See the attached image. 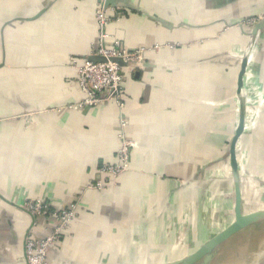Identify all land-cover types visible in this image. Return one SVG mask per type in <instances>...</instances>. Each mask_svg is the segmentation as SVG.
Segmentation results:
<instances>
[{
	"label": "crops",
	"instance_id": "1",
	"mask_svg": "<svg viewBox=\"0 0 264 264\" xmlns=\"http://www.w3.org/2000/svg\"><path fill=\"white\" fill-rule=\"evenodd\" d=\"M120 3L128 8L112 15L107 34L147 50L148 69L128 70L123 91L125 132L137 148L127 173L81 196L71 232L52 246L48 264H175L235 219L234 181L225 172L239 57L251 39L242 23L264 13V0ZM96 5L0 0V264H25L31 217L19 207L24 199L66 207L103 179L101 164L117 160L118 108L75 106L84 94L72 66L97 46ZM261 46L249 62L256 60L264 84V37ZM240 146V173L264 186V109L256 121L248 116ZM254 183L241 176L243 215L264 211L251 208ZM210 264H264V220L218 247Z\"/></svg>",
	"mask_w": 264,
	"mask_h": 264
},
{
	"label": "built area",
	"instance_id": "2",
	"mask_svg": "<svg viewBox=\"0 0 264 264\" xmlns=\"http://www.w3.org/2000/svg\"><path fill=\"white\" fill-rule=\"evenodd\" d=\"M95 18L97 20L98 27V42L93 53H97L106 58L119 57L122 58L129 65L127 68H120L116 63H90L84 62L81 65H73L72 68L75 72V77L81 92L84 94V98L79 101L75 106L77 108L85 107H99L107 103L115 105L119 110V135H118V156L117 160L110 164H101L99 167V173L103 176V179L96 180L88 184L83 193L77 192L72 197L71 203L68 206L61 208L53 204L51 201H47L41 197L30 196L23 200L20 204L22 209L32 218L34 221L30 226L26 239L24 240V261L25 264H48L49 251L54 244H56L61 238L67 237L70 234L69 228L72 227L77 217L78 211L82 201V195L88 191H104L110 187V180L115 181L120 176L124 175L130 170V157L134 149L137 148V142L127 136L125 130L127 125L126 104L123 97L124 85L127 80V71H134L135 66H142L145 62L144 56L146 49L140 48L138 50L127 49L119 42V40L110 37L106 32V27L110 21L112 15L117 9H103L96 3ZM264 19V13L256 18L243 22L242 25L252 27L260 20ZM264 31L261 32L263 34ZM254 39L249 43L247 50H251L254 45ZM159 47H155L157 50ZM257 45L254 48L256 49ZM244 52V51H243ZM241 55L240 60L246 56L247 66L243 75V90L242 98L245 103V125L248 122V115L257 117L251 113L252 103L251 98L248 97L245 92L248 83V78L251 76V64L249 62V56L247 51ZM236 55V54H235ZM238 56V55H237ZM248 73V76L246 75ZM246 85V87H245ZM238 104L235 100V113L237 120ZM255 119V121H256ZM238 149V147H237ZM239 150V149H238ZM230 176V172L228 171ZM114 185V183H112ZM40 218H50L56 222V224L50 230L45 233L43 237H37L34 234L35 230L41 229L44 232V225L41 224ZM38 218V222H36Z\"/></svg>",
	"mask_w": 264,
	"mask_h": 264
},
{
	"label": "water",
	"instance_id": "3",
	"mask_svg": "<svg viewBox=\"0 0 264 264\" xmlns=\"http://www.w3.org/2000/svg\"><path fill=\"white\" fill-rule=\"evenodd\" d=\"M99 6L105 10L107 9H117V8H128L120 3V0H95ZM162 22V21H161ZM163 23V22H162ZM264 31V19L256 23L250 32L251 40L257 38L261 35V32ZM259 35V36H257ZM90 63H106L108 61L116 63L120 68H127L128 63L125 62L122 58L111 57L106 58L97 53H91L87 60ZM247 57L244 56L240 60V71L238 74L237 80V91L235 95V100H237L238 111H237V120L234 134L228 145V154H229V172L230 178L234 181V190H235V219L232 224L227 228L222 230L220 233L212 237L207 243L195 251L192 255L184 259L183 261L175 264H194L198 261L203 262V264H210L214 259V252L218 247L225 245L230 241L236 234L243 231L250 225H253L259 220H264V211H257L248 215H243L241 213V194H240V180L241 173L237 164V155H238V143L241 139L244 129H245V103L242 98L243 90V75L245 73V68L247 66ZM136 69H148L146 62L142 66H135Z\"/></svg>",
	"mask_w": 264,
	"mask_h": 264
},
{
	"label": "rangeland",
	"instance_id": "4",
	"mask_svg": "<svg viewBox=\"0 0 264 264\" xmlns=\"http://www.w3.org/2000/svg\"><path fill=\"white\" fill-rule=\"evenodd\" d=\"M258 16H260V15H258ZM254 18H256V17H254ZM251 19H253V18L247 19L246 21L251 20ZM263 37H264V33L261 34L257 39H254L255 43L252 46V48H254L255 45H257V49H258L257 51L259 53H260V51L262 49L261 41H262ZM250 41H251V39H250ZM250 41L246 45V48H248V45H249ZM135 50H138V49H135ZM251 67H252L251 70L253 72H251V76H249V78H248V83H247L248 87L246 88L245 92H247L248 97L251 98V100H252V103H251L250 106L252 107L253 111H251V113L254 114L257 118H259L262 110L264 109V84L262 83V80L258 78L257 68H256V60H254L252 62ZM257 110H259L258 113L256 112ZM242 152H243V149L240 146V149L238 150V153L242 154ZM225 173L228 174V170ZM241 176H242V178L245 181L247 179H250V180H253L255 182L254 183L255 186L253 187V191H254L253 193H254V197L256 198V201L253 199V204H251V208H257V207H260V206L261 207L264 206V195H263L264 194V186H262L261 183H258V179H257L258 177L256 175H251V176L247 177V175H245V173L242 171V169H241ZM35 197H38V196H35ZM28 199H30V197H28ZM55 205H57L58 207L64 208V207H62V205H58V204H55ZM19 207H21V206L19 205ZM223 218H225V217L222 215V217H219V219H218V222H219L220 225H223L224 222H225V220ZM39 220H41V224L44 225V229H43L44 233H47L50 230V227L52 228L56 224L55 221H53L50 218H46V217H44V218H40L39 217ZM33 222L34 221L31 218V225H32ZM36 222H38V218H36ZM69 230L71 232V227L69 228ZM37 237H40V236H37ZM25 239H26V236L24 237V240ZM24 240H23V246H24ZM51 249H50V251H51ZM50 251H49V253H50Z\"/></svg>",
	"mask_w": 264,
	"mask_h": 264
},
{
	"label": "bare ground",
	"instance_id": "5",
	"mask_svg": "<svg viewBox=\"0 0 264 264\" xmlns=\"http://www.w3.org/2000/svg\"><path fill=\"white\" fill-rule=\"evenodd\" d=\"M263 33H264V32H263ZM257 36H259V35H257ZM251 41H252V40H251ZM251 41H250V42H251ZM247 56H249V58H250V56H251V52H250V50L247 52ZM247 76H248V75H247ZM252 79H253V78H252ZM255 80H256V79H255ZM245 87H246V85H245ZM249 115H250V113H249ZM249 115H248V116H249ZM243 164H244V163H243Z\"/></svg>",
	"mask_w": 264,
	"mask_h": 264
}]
</instances>
